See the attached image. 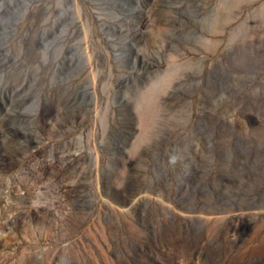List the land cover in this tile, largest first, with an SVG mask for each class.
<instances>
[{
  "label": "rangeland",
  "instance_id": "374dc122",
  "mask_svg": "<svg viewBox=\"0 0 264 264\" xmlns=\"http://www.w3.org/2000/svg\"><path fill=\"white\" fill-rule=\"evenodd\" d=\"M0 264H264V0H0Z\"/></svg>",
  "mask_w": 264,
  "mask_h": 264
}]
</instances>
